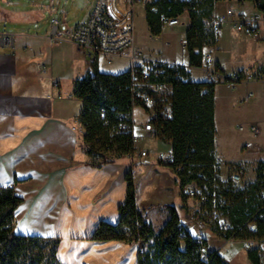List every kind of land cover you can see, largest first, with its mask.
<instances>
[{
  "label": "crops",
  "instance_id": "0c3cea01",
  "mask_svg": "<svg viewBox=\"0 0 264 264\" xmlns=\"http://www.w3.org/2000/svg\"><path fill=\"white\" fill-rule=\"evenodd\" d=\"M51 1L41 9L43 18L47 12L50 20L64 18L67 28L63 30V38L52 40L51 24H45L47 29L40 25L38 8L25 19L38 22L36 28L0 32V187L14 186L17 195L24 199L16 211V232L58 237V257L62 264H138V244L121 240L101 242L93 240L92 235L101 221L118 222V208L127 195L126 176L129 172L133 175L130 165L137 157H145L137 154L132 162L125 155L105 162L102 157L87 152L83 137L73 129L83 106L74 94L75 81L96 70L120 74L144 62L189 66V53L186 60L165 61L134 59L127 51L122 54L131 59L127 66L120 67L117 61L116 68H105L102 63L113 64L116 57L111 63L106 55L94 57L88 50L77 47L68 32L70 12L84 10V21L93 0H72L64 6H54V0ZM38 2L34 1L40 6ZM145 14L147 19V11ZM263 31L257 38L240 32L239 37L264 49ZM150 34L153 35L151 31ZM220 35L215 44L203 48V65L189 67L190 77L205 82L209 70L214 69L257 73L259 80L242 82L236 88L217 82L214 89L215 156L223 161V172L246 166V178L253 182L259 164L264 161V55L257 59L231 57L221 50ZM2 36L12 41L5 43ZM154 36L159 38L160 34ZM249 92L253 95L243 100ZM143 124L138 126L134 118L135 135L137 127L144 130ZM253 124L260 127L257 137L247 128L240 129ZM151 137L165 142L158 136ZM119 158L130 162L117 163ZM137 164L149 166L158 174L152 159ZM176 176L177 179L172 178L174 197L167 205L182 209V183ZM182 210L185 221L187 211ZM158 214L164 224L171 216L168 208L159 210Z\"/></svg>",
  "mask_w": 264,
  "mask_h": 264
},
{
  "label": "trees",
  "instance_id": "16d2710c",
  "mask_svg": "<svg viewBox=\"0 0 264 264\" xmlns=\"http://www.w3.org/2000/svg\"><path fill=\"white\" fill-rule=\"evenodd\" d=\"M193 5L195 8H193ZM155 9V10H154ZM214 0H153L147 4V22L153 35L164 27L163 16H180L189 12L190 24L184 41L189 53V66L158 62L160 75L152 74L150 81L170 84L171 95L165 111L163 96L159 106L162 114L155 121L158 137L173 147L176 164L185 170L177 173L183 187L192 182L211 185L215 180L224 187L220 193L228 196V205L222 207L233 226L246 220V213L258 202V192L264 187V161L259 164L257 178L243 187L233 186L230 178L223 179L215 156V86L216 82H198L190 77L189 67H201L205 61L203 48L216 43L217 36L207 28ZM140 66L120 74H87L75 81L74 94L82 100L80 120L86 131L83 144L91 155L108 162L135 150L133 132H121L120 125L131 118L133 104L140 105L135 93L143 92ZM99 139V140H97ZM203 173V177L199 174ZM217 173L219 178H217ZM230 176V175H229ZM127 195L120 204L116 223L101 221L92 235L96 241L121 240L138 244V264H228L217 249L209 246L204 237L194 236L184 224L177 209L167 205L171 216L162 228L156 229L148 215L138 206L133 175L129 172ZM220 182V181H219ZM186 198V196H185ZM24 199L14 186L0 187V264H62L58 257V237L24 235L16 232V211ZM210 247L212 259L203 257V248ZM252 264H260L256 251L249 253Z\"/></svg>",
  "mask_w": 264,
  "mask_h": 264
},
{
  "label": "built area",
  "instance_id": "2783aa9c",
  "mask_svg": "<svg viewBox=\"0 0 264 264\" xmlns=\"http://www.w3.org/2000/svg\"><path fill=\"white\" fill-rule=\"evenodd\" d=\"M153 0H93L91 9L87 18L84 21L77 23L75 26L68 28V32L76 44L82 50H88L94 57L103 54L107 57V62L129 51L132 58H141L142 50L135 47L134 29V7L138 3L148 4ZM171 1V0H167ZM186 2H194V0H180ZM227 3L223 11L219 10V3ZM250 3L251 10H243V6ZM239 7V9L237 8ZM193 8L195 6L193 5ZM181 16V15H180ZM180 16H163L164 26H176L180 23ZM51 38L57 41L64 36L62 25L67 26V22L62 17H52ZM231 26L235 31L246 36L257 38L264 29V0H214V9L210 18V29L214 36H219L225 26ZM2 41L10 43L11 38L2 36ZM184 47V43H183ZM138 66V65H136ZM140 66L142 75L141 87L147 86L148 89L143 92L135 93L136 97L140 98V105L133 104V109L130 114H120L121 118H131L133 125L124 121L120 125L121 132H133L134 126V110L136 107H143L150 113V118L143 124L144 130L151 136H158L159 129L155 126V121L162 114L159 109L163 92L170 87V84L164 81H150L152 74L158 76L161 69L158 62H147ZM132 68H135L133 66ZM47 70V66L43 67ZM259 80L256 72L221 71L219 69L209 70L207 81L209 82H224L230 88H236L242 82H250ZM253 92L247 93L245 100L251 97ZM82 110V109H81ZM249 129L255 137L260 134L258 124L250 126H240L241 130ZM73 129L84 137L86 131L81 123L80 114L77 116ZM135 141L138 137L133 132ZM159 138V137H158ZM99 140V139H97ZM170 144V143H168ZM149 158L151 151L135 150L128 154L134 160L136 155ZM156 164L168 168L175 174L185 170L184 164H176V156L172 145L166 151H159L151 158ZM218 166H223V161L218 159ZM203 177V173L199 174ZM246 176V166L239 167L230 175L231 183L236 187L237 183L243 181ZM217 178L220 179L217 173ZM220 181V182H219ZM215 180L211 185H201L196 182L188 183L183 187V194L186 196L189 203L187 205V217L184 221L190 232L194 236H200L197 229H212L217 233V236L222 242L221 247L235 241L242 243L243 249L247 252V260L249 253L256 251L260 257V264H264V187L258 192V202L254 204L252 210L247 211L246 220L240 226H233L225 215L222 207L228 205L229 198L223 193H220L224 184L222 180ZM225 182V181H222ZM191 201V202H190ZM210 247L203 248V257L206 260L214 257L209 251ZM219 253L220 250L218 249ZM221 254V253H220ZM222 255V254H221ZM223 256V255H222ZM224 257V256H223Z\"/></svg>",
  "mask_w": 264,
  "mask_h": 264
},
{
  "label": "rangeland",
  "instance_id": "374dc122",
  "mask_svg": "<svg viewBox=\"0 0 264 264\" xmlns=\"http://www.w3.org/2000/svg\"><path fill=\"white\" fill-rule=\"evenodd\" d=\"M34 1H39V5L34 3ZM51 0H0V32H16L20 31L22 28L30 29L32 27L36 28L39 23L44 25L47 29L50 24V14L46 13V18H43V9L47 4H50ZM65 2H70L72 0H54V6L60 4L65 5ZM226 3H219L218 7L220 11H223L226 7ZM250 3H246L243 10H250ZM71 7V6H70ZM147 4L138 3L135 6L134 19H135V47H139L142 50L141 58L145 59H162L165 61H182L187 59V50H183L182 42L186 40L187 29L189 28L190 19L189 12H185L180 16V23L174 27L164 26L159 38L150 34L149 27L147 26V19L145 17ZM41 10L39 13V23L26 21V15L30 13L33 9ZM239 9V7H237ZM70 9V8H69ZM155 10V9H154ZM67 11V10H66ZM213 13V12H212ZM211 13V15H212ZM85 16V11L80 10L79 12H70L67 21L68 27H73L77 23L81 22ZM47 26H46V25ZM67 26L63 25L62 30H66ZM207 28L210 30V19L207 20ZM239 32L230 29L225 26L223 33H221L220 47L221 50L226 52L231 57H244L246 59H257L264 55V49L259 48L256 43H249L245 39L239 37ZM264 34V31L263 33ZM120 62V67H125L131 61L129 57L117 56L114 59V63L107 65L102 63L105 68H116V62ZM143 61V60H142ZM147 63V62H144ZM171 95V87H168L163 92V102L165 105V111L169 110L168 98ZM134 112V118L137 125L141 122L145 123L150 118V113L146 108L136 107ZM137 140L135 141V148L137 150H149L151 151V156L149 158L140 159L137 157L134 164L131 163L130 167L133 168V179L136 186L137 192V202L138 206L145 212L149 219L152 221L154 227L158 230L163 227L164 222L162 217L158 214V211L167 208V204L173 199L175 193V188L172 185V178L177 179V174L168 168L159 167L156 164V170L158 174H155V170L151 169L149 166H140L137 164L140 162H149L152 157L158 154L159 151H166L169 149L170 144L156 140L157 137H151L139 127L135 130ZM115 157V155H113ZM129 163L130 160L126 158H119L117 163ZM233 172V171H232ZM232 172H221L223 179L227 180L230 178L229 175ZM243 179V181L237 183L239 187L250 184L248 178ZM171 178V180H170ZM249 180V181H248ZM254 182V181H253ZM180 189L177 188L176 193L180 195ZM178 195V196H179ZM183 205L182 209L184 211L187 209V204L189 200L185 198L183 194ZM191 202V201H190ZM177 205V212L179 216L184 219V212ZM200 236H203L208 240L209 246L213 249H219L220 253L224 256L228 264H249L247 260V252L243 249L242 243L240 241L231 242L223 247H221L222 242L217 236V233L212 229H197Z\"/></svg>",
  "mask_w": 264,
  "mask_h": 264
}]
</instances>
